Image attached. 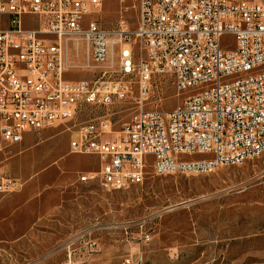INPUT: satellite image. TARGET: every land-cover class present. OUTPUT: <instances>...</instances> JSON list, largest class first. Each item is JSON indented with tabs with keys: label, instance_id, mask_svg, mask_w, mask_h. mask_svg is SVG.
Returning a JSON list of instances; mask_svg holds the SVG:
<instances>
[{
	"label": "built area",
	"instance_id": "2783aa9c",
	"mask_svg": "<svg viewBox=\"0 0 264 264\" xmlns=\"http://www.w3.org/2000/svg\"><path fill=\"white\" fill-rule=\"evenodd\" d=\"M137 5L131 28L125 20L103 25V0H0V152L26 133L77 127L70 152L100 162L80 172L78 183L104 191L198 167L208 173L264 153V0ZM227 34L233 45L223 44ZM82 44L85 66L75 60ZM77 66L98 68L97 76L69 77ZM156 80L176 90L169 111L160 107V91L145 107ZM122 102L134 105L120 130L106 116L79 122L89 107ZM4 179L0 192L11 187ZM124 264L142 263L128 255Z\"/></svg>",
	"mask_w": 264,
	"mask_h": 264
},
{
	"label": "rangeland",
	"instance_id": "374dc122",
	"mask_svg": "<svg viewBox=\"0 0 264 264\" xmlns=\"http://www.w3.org/2000/svg\"><path fill=\"white\" fill-rule=\"evenodd\" d=\"M137 17V0H103V25L125 20L135 28ZM234 43L233 35L223 37L224 45ZM80 49L75 60L85 66L87 46ZM97 69L77 66L69 77L91 79ZM154 89L145 107L154 105L159 91L165 95L161 108L169 111L176 106L170 82L161 86L156 80ZM133 105L89 107L79 122L106 116L120 130ZM139 107L143 102H136ZM52 140L63 154L70 134H57ZM11 146L0 152L2 159L15 154ZM83 157L70 154L60 165L70 172L81 167ZM63 190L61 212L49 220L54 241L32 242L31 253L20 246L0 247V264H124L128 255L142 264H264V153L208 173L149 177L127 190L104 191L78 182Z\"/></svg>",
	"mask_w": 264,
	"mask_h": 264
},
{
	"label": "crops",
	"instance_id": "0c3cea01",
	"mask_svg": "<svg viewBox=\"0 0 264 264\" xmlns=\"http://www.w3.org/2000/svg\"><path fill=\"white\" fill-rule=\"evenodd\" d=\"M61 133H69L71 140L77 130L52 127L26 133L21 142L12 144L15 154L10 159L0 156V176L11 183L8 191L0 192V247L20 246L31 253L32 242L52 243L49 222L61 212L66 194L63 189L77 183L80 172L99 169L97 156L82 155L81 167L67 172L60 161L72 154L70 140L60 151L63 154H58L52 140Z\"/></svg>",
	"mask_w": 264,
	"mask_h": 264
},
{
	"label": "bare ground",
	"instance_id": "6f19581e",
	"mask_svg": "<svg viewBox=\"0 0 264 264\" xmlns=\"http://www.w3.org/2000/svg\"><path fill=\"white\" fill-rule=\"evenodd\" d=\"M131 40H140V33H131ZM136 110H143V107H139ZM205 173V167L196 168V174Z\"/></svg>",
	"mask_w": 264,
	"mask_h": 264
}]
</instances>
